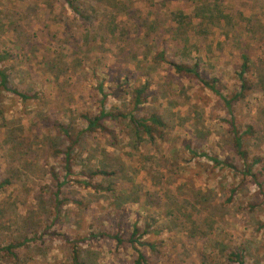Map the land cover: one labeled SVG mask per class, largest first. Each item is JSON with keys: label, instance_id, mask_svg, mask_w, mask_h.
<instances>
[{"label": "rangeland", "instance_id": "rangeland-1", "mask_svg": "<svg viewBox=\"0 0 264 264\" xmlns=\"http://www.w3.org/2000/svg\"><path fill=\"white\" fill-rule=\"evenodd\" d=\"M2 51L7 86L29 96L0 90V244L31 240L0 264H72V244L87 264H136L132 223L154 243L137 244L142 264H239L230 250L264 264V0H0ZM243 52L251 82L231 114L172 65L197 62L226 95ZM142 86L134 114L161 115L162 136L121 116L82 131L55 197L50 172L61 178L64 161L51 148L67 140L52 122L77 132L83 114L128 110ZM231 115L251 126L244 146L260 157V187L238 171Z\"/></svg>", "mask_w": 264, "mask_h": 264}, {"label": "trees", "instance_id": "trees-1", "mask_svg": "<svg viewBox=\"0 0 264 264\" xmlns=\"http://www.w3.org/2000/svg\"><path fill=\"white\" fill-rule=\"evenodd\" d=\"M7 54L5 51L0 52V61L7 57ZM241 62L239 65V68L237 69V75L239 78L237 87L234 88L229 94H223L219 90L217 86V81L215 77L206 79L198 70L197 62H193L190 64H187L185 62H172V65L175 67L177 71L180 72H188L191 73L195 78L198 79V82L203 86L211 90L223 103L225 107V111L230 113L231 112V102L241 96L244 91L249 89L251 80L248 78V73L250 71L249 67V57L246 53L241 54ZM7 79L8 74L6 69L0 64V90L3 89H11L9 86H7ZM118 85V83H115V87ZM100 86V85H99ZM12 92L16 93L21 98H28L29 95L23 91H18L16 89H11ZM143 92V86L142 87H134L130 94V101H131V107L128 110H120L119 108L108 107L104 108L103 106L100 108V110L92 116H87L86 114H83L82 117L84 121V127H82L77 132H74L71 128V124L66 121H58L55 120L52 122L53 127L59 131V133L62 135L64 139L67 140V144L65 147H58L53 146L51 148V151L53 154H60L61 158L63 159V175L61 178L58 176L56 172L51 170L50 177L55 183V190H54V196L58 197L60 186L66 181L65 175L69 171V152L72 146L77 142L78 136L81 134L82 131H108L109 128L106 126L105 121L106 120H113L116 119V117L121 118H128L137 129H141L143 133L149 138V140L153 141L156 137H161V129L165 126V121L161 117V115H158L157 113H149L147 117H137L134 114V107L135 109L139 107V105L145 100V97H142ZM103 97V95H102ZM231 114V113H230ZM232 132H233V139H232V147L234 151L237 153V156L240 160V165L238 167V171L243 176H249L252 178V180L259 185L260 182L256 178L254 165H256L258 162H260V157L257 154H253L249 156V153L247 152L244 144L245 139L244 136L246 133H251L252 129L251 126L248 124L243 130L238 129V127L235 125L234 118L231 115L228 119ZM188 147V145H186ZM195 152V151H193ZM200 156H206L209 158L214 165H224V166H230L235 167V165L231 161H225V160H218L214 156L207 155L206 153H200ZM107 172L106 170L100 171V173ZM99 173V171H98ZM7 178L4 177L0 179V188L7 183ZM58 199V198H57ZM60 202V200H59ZM147 233L146 229H142L141 231L139 228L132 223L131 229L128 233L127 240H129L130 244L133 246L137 253V259L135 260L136 264H142V261L145 259V255L138 250L137 244L143 245V246H150L154 247V243L149 242L147 240L140 239L142 235ZM111 236L117 240L121 241L120 236L115 232L111 234ZM31 239L28 237H23L20 241H14V242H8L6 241L5 244H0V255L1 253H5L6 255L16 258L17 257V251L16 248L22 247L25 244H28ZM76 244L71 245V262L72 264H87L85 262H82L79 258V250ZM229 256L232 260L237 261L239 264H246L244 262V258L242 256V253L240 251H234L230 250Z\"/></svg>", "mask_w": 264, "mask_h": 264}]
</instances>
